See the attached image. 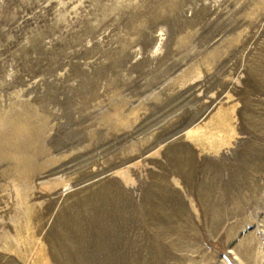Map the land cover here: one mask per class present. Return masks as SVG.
<instances>
[{
	"label": "rangeland",
	"instance_id": "374dc122",
	"mask_svg": "<svg viewBox=\"0 0 264 264\" xmlns=\"http://www.w3.org/2000/svg\"><path fill=\"white\" fill-rule=\"evenodd\" d=\"M0 264H264V0H0Z\"/></svg>",
	"mask_w": 264,
	"mask_h": 264
}]
</instances>
